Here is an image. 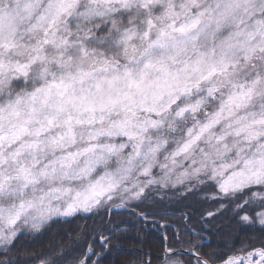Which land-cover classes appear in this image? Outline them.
Here are the masks:
<instances>
[{
  "label": "snow or ice",
  "instance_id": "1",
  "mask_svg": "<svg viewBox=\"0 0 264 264\" xmlns=\"http://www.w3.org/2000/svg\"><path fill=\"white\" fill-rule=\"evenodd\" d=\"M0 264H264V0H0Z\"/></svg>",
  "mask_w": 264,
  "mask_h": 264
}]
</instances>
